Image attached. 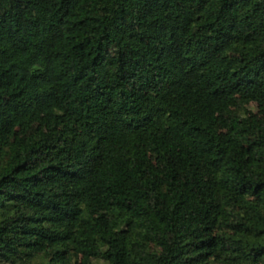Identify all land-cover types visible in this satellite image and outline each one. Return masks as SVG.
Returning <instances> with one entry per match:
<instances>
[{"label":"trees","instance_id":"16d2710c","mask_svg":"<svg viewBox=\"0 0 264 264\" xmlns=\"http://www.w3.org/2000/svg\"><path fill=\"white\" fill-rule=\"evenodd\" d=\"M264 264V0H0V264Z\"/></svg>","mask_w":264,"mask_h":264},{"label":"rangeland","instance_id":"374dc122","mask_svg":"<svg viewBox=\"0 0 264 264\" xmlns=\"http://www.w3.org/2000/svg\"><path fill=\"white\" fill-rule=\"evenodd\" d=\"M99 264H106V263H105V262H103V261H100V262H99Z\"/></svg>","mask_w":264,"mask_h":264}]
</instances>
